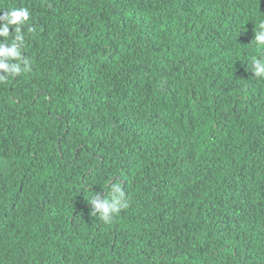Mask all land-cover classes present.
<instances>
[{
    "label": "trees",
    "instance_id": "trees-1",
    "mask_svg": "<svg viewBox=\"0 0 264 264\" xmlns=\"http://www.w3.org/2000/svg\"><path fill=\"white\" fill-rule=\"evenodd\" d=\"M11 8L30 70L0 81V264H264V0Z\"/></svg>",
    "mask_w": 264,
    "mask_h": 264
},
{
    "label": "clouds",
    "instance_id": "clouds-1",
    "mask_svg": "<svg viewBox=\"0 0 264 264\" xmlns=\"http://www.w3.org/2000/svg\"><path fill=\"white\" fill-rule=\"evenodd\" d=\"M29 18L30 13L26 8H11L0 13V38H3L0 42V81L30 70V65L22 52L24 43L22 26ZM254 41L257 46L264 45V22L255 30ZM250 71L257 78L264 77V58L253 57ZM89 203L92 206L91 215H98L107 222L121 209L127 207V196L119 184L110 183L103 187V192H95Z\"/></svg>",
    "mask_w": 264,
    "mask_h": 264
}]
</instances>
